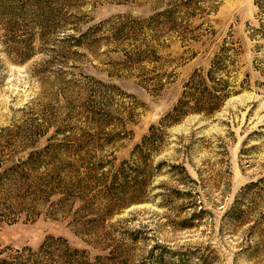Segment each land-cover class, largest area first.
<instances>
[{
	"label": "rangeland",
	"instance_id": "obj_1",
	"mask_svg": "<svg viewBox=\"0 0 264 264\" xmlns=\"http://www.w3.org/2000/svg\"><path fill=\"white\" fill-rule=\"evenodd\" d=\"M256 2L0 0V249L61 236L82 264H264ZM229 43L240 91L170 126L166 165L135 181L134 147Z\"/></svg>",
	"mask_w": 264,
	"mask_h": 264
},
{
	"label": "trees",
	"instance_id": "obj_2",
	"mask_svg": "<svg viewBox=\"0 0 264 264\" xmlns=\"http://www.w3.org/2000/svg\"><path fill=\"white\" fill-rule=\"evenodd\" d=\"M192 1L194 0H189V2ZM260 1L262 0L256 2L260 24L252 28L253 33L250 37L259 41L254 48L256 53L254 62L255 68L264 76V4ZM259 53L263 56L261 59L258 58ZM236 54L237 50L232 44L222 45L210 61V66L206 71H195L190 76L176 104L158 124H153L149 128V133L144 135L141 142L134 147L131 156L134 165H132L133 167L130 166V169L135 173L133 177L135 181L139 182V176L144 174L148 187L161 167L166 165L165 162L160 161L154 167L153 159L162 149L161 146L168 137L167 129L170 126L179 123L190 114L213 115L219 111L228 98L240 91L236 88L235 80L232 79V72H234L236 65ZM240 88L243 89L244 86L240 85ZM123 162L128 163L129 160ZM140 166L143 167L140 169ZM169 167L171 168L170 173L172 171L179 175H186L185 167L182 165L170 164ZM255 184L258 183L253 182L247 187ZM172 192L181 194V191L177 189H172ZM139 193L134 195L129 202L138 203L143 200L139 197ZM84 254L86 256L84 249L70 246L66 238L51 236L46 238L38 249L30 247L0 249V264H82L76 260Z\"/></svg>",
	"mask_w": 264,
	"mask_h": 264
}]
</instances>
